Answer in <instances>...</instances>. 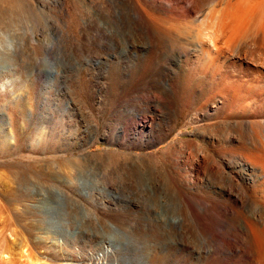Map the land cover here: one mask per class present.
Here are the masks:
<instances>
[{
    "label": "rangeland",
    "instance_id": "1",
    "mask_svg": "<svg viewBox=\"0 0 264 264\" xmlns=\"http://www.w3.org/2000/svg\"><path fill=\"white\" fill-rule=\"evenodd\" d=\"M257 155L264 0H0V258L183 264L190 207L218 264H260Z\"/></svg>",
    "mask_w": 264,
    "mask_h": 264
},
{
    "label": "bare ground",
    "instance_id": "2",
    "mask_svg": "<svg viewBox=\"0 0 264 264\" xmlns=\"http://www.w3.org/2000/svg\"><path fill=\"white\" fill-rule=\"evenodd\" d=\"M227 18V17H226ZM225 19V18H224ZM227 20V19H226ZM219 22V21H218ZM223 25V24H222ZM132 26V25H131ZM222 27V26H221ZM144 28V27H143ZM237 28V27H236ZM132 30L133 33L136 32V28L133 27V29L130 30V34H132ZM159 30V28H158ZM167 30V29H166ZM171 30V29H170ZM170 30L168 32H170ZM233 30V29H232ZM145 31H147L146 33H149L148 30L145 29ZM215 31V30H214ZM231 31V30H230ZM236 31V30H235ZM244 31V30H243ZM154 32V31H152ZM181 32V31H180ZM233 32V31H232ZM241 32V31H240ZM239 32V33H240ZM120 33V32H119ZM161 33V32H160ZM241 34V33H240ZM142 35V34H141ZM231 35V34H230ZM234 35V34H233ZM164 36V35H163ZM229 36V35H228ZM129 37V36H128ZM147 38H148V47H149V52L151 53V55L153 54V44H154V40L153 38H151V36L149 34H147ZM161 38V37H160ZM175 38V37H174ZM231 38V36H230ZM156 39V38H155ZM159 39V37H158ZM212 40V41H211ZM157 41V40H156ZM209 41L212 42V46L215 49V41L213 42V39L209 38ZM121 43V42H120ZM156 43V42H155ZM123 46V45H122ZM217 48V47H216ZM125 49H132V46L127 45L125 47ZM124 49V50H125ZM148 52V51H146ZM155 53V52H154ZM150 56V55H149ZM154 56V55H153ZM148 57V56H147ZM151 58V57H150ZM211 61V60H210ZM51 67V66H50ZM202 82L200 79H196V78H192L190 76L185 77V79L182 82V88L185 91H190V90H194L196 88L201 87ZM242 129V128H241ZM241 148V147H240ZM251 155V154H250ZM258 156V155H257ZM255 157V156H254ZM259 159L258 160V164L262 167L263 171H264V157L262 158L261 156H258ZM249 158V157H248ZM254 160V159H253ZM229 164H230V172L233 171V169H237L239 175L241 176L243 173V171L241 170H247V164L245 161H240V162H233L229 160ZM257 165V164H256ZM219 167H222L221 165ZM260 167V168H261ZM234 172V171H233ZM236 174V173H235ZM229 175V174H228ZM236 176V175H235ZM232 177V176H231ZM233 178V177H232ZM244 178V177H243ZM238 179V178H237ZM234 180V179H233ZM243 180V179H242ZM233 183V181H232ZM188 205V204H187ZM240 206V205H239ZM188 207V206H187ZM192 208H188V212L190 214V229L191 232H187L185 234H181L179 236H177L176 240H178V244L182 247L180 250V255H179V259L181 258L182 260H184L183 264H218L219 262V257H218V251L214 248L212 249H208V244L206 241H204L203 239H201L202 235H200V232L198 231L200 229L199 227V220L194 218L195 215L193 213V211L191 210ZM187 210V209H186ZM239 217V216H238ZM246 218V217H245ZM244 220V219H243ZM236 221V220H235ZM252 221V220H250ZM259 221V220H258ZM264 221V220H263ZM246 223V222H245ZM250 223V224H248ZM249 229L255 234V239H256V244L257 245V251H258V257L260 258V264H264V223L262 224V228H259L257 224H253L251 222H247ZM241 226V225H240ZM261 227V226H260ZM188 228V227H187ZM247 229V227H244ZM201 230V229H200ZM235 230V229H234ZM237 230V229H236ZM204 231V230H203ZM238 231V230H237ZM243 231V230H242ZM185 232V231H184ZM236 232V231H235ZM240 232V230H239ZM244 232V231H243ZM242 232V234H243ZM247 232V231H246ZM238 233V232H237ZM236 233V234H237ZM235 234V233H234ZM245 234V233H244ZM242 236V235H241ZM244 236V235H243ZM245 238L243 240L246 239ZM204 237V236H203ZM242 240V241H243ZM199 243L198 247H195V244ZM177 244V243H176ZM4 249V248H3ZM114 249V248H113ZM178 249V248H177ZM8 251V250H7ZM23 251V250H22ZM110 252V250L108 248H105L102 250V255L100 256L101 258L104 257V255L108 254ZM194 252H196V256L194 255ZM13 253V252H11ZM21 253V252H19ZM23 253L22 252V257H23ZM156 253V252H155ZM218 254V255H217ZM221 254V253H220ZM1 255V254H0ZM154 255V254H153ZM151 257V262L150 264H169L168 261L166 259L163 258L162 255H155ZM167 256V255H166ZM176 259V258H175ZM174 259V260H175ZM13 260V259H12ZM11 259H4V258H0V264H15L14 261H12ZM177 260V259H176ZM103 261V262H102ZM101 264H104V258L102 259ZM259 261V260H258ZM257 261V262H258ZM100 262V261H99ZM176 262V261H175ZM97 264V263H96Z\"/></svg>",
    "mask_w": 264,
    "mask_h": 264
}]
</instances>
